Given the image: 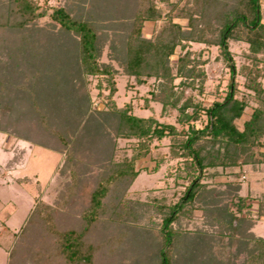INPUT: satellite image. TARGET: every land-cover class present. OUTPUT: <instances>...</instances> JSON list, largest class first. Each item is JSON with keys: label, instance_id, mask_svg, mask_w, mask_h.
Wrapping results in <instances>:
<instances>
[{"label": "trees", "instance_id": "obj_1", "mask_svg": "<svg viewBox=\"0 0 264 264\" xmlns=\"http://www.w3.org/2000/svg\"><path fill=\"white\" fill-rule=\"evenodd\" d=\"M181 1L132 0V21L120 48L124 51L120 61L123 73L134 78L138 85L154 78L156 87L150 90L145 102L147 105L149 101L159 102L162 109L176 108L180 130L176 124L160 121L153 115L135 114L132 102L124 106L116 104L113 97L117 92V70L112 64L99 62L100 35L89 17L66 6H54L49 11L38 0H4L1 31L27 33L48 16L60 33L71 36L75 43L73 48L62 46L63 49L51 40L52 45L43 57L44 69L38 68L41 75L35 84H31L36 77L31 60L27 59L28 64L24 62L19 71L13 66L7 73L0 72V133L63 156L62 163L55 168L61 186L59 197L53 204L36 199L15 233L7 264H112L109 257L124 241L116 234L127 225L136 228L144 206L152 207L162 217L156 232L155 225L150 223L145 233L135 237V242L141 244V254L150 263L237 264V258L242 256L241 264H264V236L255 231L256 225L264 220L261 0H231L218 17L212 15V10L220 0ZM175 18L187 19L188 29L175 22ZM148 21L161 22L149 37L143 35ZM230 39L249 44V51L244 54L246 63L239 70L229 48ZM22 41L25 49L29 48L28 41L32 43ZM190 42L217 45L230 70L225 96L205 109L208 119L200 129L193 122L199 118L202 105L192 94H184L187 88L203 93L205 71L195 63L191 50L180 54L174 65L170 64L177 46L185 49ZM238 74L244 77L246 89L240 96ZM92 75L101 76L108 93L104 94L105 107L94 108L90 114L97 112L105 122L109 121V131L99 119L94 120L95 116L84 117L87 123L77 127V119L91 109L85 80ZM48 78L54 83L45 86L42 82L50 81ZM176 78H181L178 84ZM72 80L79 81L81 88L77 89L76 83L69 87ZM65 91L72 100L78 95L74 107L79 118L58 126L53 122L54 108L61 98L65 100ZM251 101L255 105L240 127L237 120ZM119 138L132 141L131 154L117 155ZM165 138L169 139L166 153L160 145ZM146 158L155 161L156 171L169 160L183 161L178 169H184L189 182L176 200L163 195L152 199L150 204L127 196L129 186L143 170L139 163ZM218 178L224 180L217 181ZM254 181L260 189L253 187ZM245 182L247 195L243 194ZM197 209L213 229L209 232L200 228V238L196 232L179 227ZM111 228L117 229L111 233Z\"/></svg>", "mask_w": 264, "mask_h": 264}, {"label": "rangeland", "instance_id": "obj_2", "mask_svg": "<svg viewBox=\"0 0 264 264\" xmlns=\"http://www.w3.org/2000/svg\"><path fill=\"white\" fill-rule=\"evenodd\" d=\"M38 1L43 8H48L49 11L54 6L69 7L76 14L89 17L95 23L100 35L99 62L101 64H112L117 70L115 75L117 92L113 98L118 106H124L127 102H132L133 112L135 114L145 117L153 115L160 121L176 124L178 129H182V126L177 124L176 121L178 115L176 108L169 107L162 109V105L156 101H149L148 105L146 104L145 99L150 97V90L156 87V80L154 78L148 79L145 84L138 85L134 78L125 75L122 71L120 61L123 59L124 51H121L120 48L122 47L121 41L127 36L132 21L134 10L132 0ZM3 2L4 0H0V12L3 11ZM181 2H184V0ZM226 2L230 3L231 0H220L218 5L214 6L212 15L214 14L218 17L220 12L226 7ZM261 5L263 13L262 21L264 22V0H261ZM174 21L179 22L188 29L187 19L175 18ZM160 25V21L146 22L143 35L147 37L154 35L157 27ZM30 29L33 30H28L27 33L24 32L25 34L22 32L8 34L7 31L3 32L0 30V72H8L13 66L19 71L21 68H24V62L27 63L28 60H31L30 62L35 64L36 70L33 69V72L36 75V80L41 75L39 74L40 70L38 68L44 69L42 63L43 57L45 56L46 49L52 45L51 40H55L53 41L54 45H59L63 49L74 47L75 43L71 36L60 33L48 16L41 18ZM22 40H32V43L29 41L26 43L27 47H29L28 49H25ZM113 46L117 47V49L114 50ZM229 48L239 70L242 64L246 63L244 54L249 51V44L244 40L230 39ZM187 50H191L192 56L195 58V63L205 71L203 93H199L194 88H187L184 94L185 96L192 94L195 101L200 102L202 105L199 118L193 122L194 126L200 129L206 124L208 119L205 109L215 100L222 99L225 96L228 90L230 70L223 60L220 48L217 45L202 42H190L185 49H182L180 45L177 46L175 53L170 57V64L174 65L178 56ZM64 68L63 66L61 70L64 71ZM35 80L33 79L31 84L37 83L38 79ZM48 80L50 81L42 82V84L49 86L54 83L51 82V78H48ZM180 80L181 78H176L175 83L178 84ZM236 80L239 90L237 95L240 96L242 92L246 91L244 77L238 74ZM85 81L91 104V109L87 111V115L84 113L85 116H80V119H77L79 118V111L74 105L78 95L77 98L75 95L72 100L67 95V91H65V100L63 99V101L61 98L59 106L56 105V108H54L55 114H53V117H56V119L53 122L58 126H64L68 120L77 119L79 121L77 127H79L80 124L84 125L87 123L84 117L91 116L92 118L95 116L97 119L94 120L98 121L99 119L103 122L104 129L109 131L111 129L109 121L105 122L103 116L97 112L93 116L90 114L92 112L90 110L94 108L105 107L106 97L104 94L108 93V90L104 89L105 82H102L101 76L98 75L86 77ZM261 81L264 84V75L261 77ZM100 82H102L101 88L99 86ZM73 83L77 84V89L81 88L79 81L75 80H72L69 87L74 86ZM38 87L41 89V84ZM60 87L62 91V86ZM42 93L45 96L43 91ZM76 94L78 93L76 92ZM253 105H255V102L251 101V105L246 108L242 118L237 120L240 127L243 121L249 118L252 111L251 106ZM189 111L191 112V107ZM111 134L112 137H115V132L112 131ZM117 141L118 156L131 154L132 141L125 138H119ZM168 144V138L163 139L160 143L165 153ZM62 160L63 156L54 150L33 144L29 141L16 140L11 135L0 133V264H7L8 251L13 244L15 233L20 229L29 212L34 207L36 199L41 198L53 204L59 197L61 186L57 180L59 172L55 168L62 163ZM179 162L182 163L183 161L169 160L156 171L154 169L156 163L153 159L146 158L142 160L139 166L143 170L139 177L129 186L127 196L132 200L139 199L150 204L152 199H160L163 195H166L168 199L176 200L181 192L185 190L189 182L185 178L186 172L184 169H178ZM96 168L98 167H94L93 171ZM26 178H29V180H25ZM222 180L224 178L217 179V181ZM252 185L255 189H260L258 182L254 181ZM247 186L248 184L245 182L243 188L244 195L248 194ZM257 194L259 195V191ZM137 211H139L138 208ZM161 221V215L157 214L152 207H142V217L134 225L136 228L131 224L121 230L122 232H118L116 236L123 238L124 241L119 242L112 256H110L111 253L106 252L110 256L109 259L112 260V264H153L147 259H144V254L142 253L143 256L141 254V244L138 241L135 242V240H137L136 238L144 230L150 228V223L155 225L154 230L156 232V228L158 229L160 227ZM207 221L209 220L200 213V209H197L195 215L189 220L188 218L183 219L181 222L182 225H179V227L181 226V228L196 232V237L200 238V228L208 230L209 232L213 230ZM175 226L178 227V224ZM116 229L111 228V233L116 231ZM255 231L258 235L264 236V220L256 225ZM198 232L199 234H197ZM106 250V248L103 249V251ZM120 253L123 254L120 256ZM175 256H178V254ZM236 263H242V256L237 258Z\"/></svg>", "mask_w": 264, "mask_h": 264}]
</instances>
